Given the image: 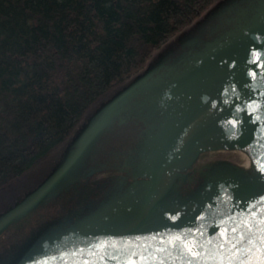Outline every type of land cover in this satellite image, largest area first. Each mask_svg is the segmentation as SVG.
<instances>
[{
	"label": "rangeland",
	"instance_id": "rangeland-1",
	"mask_svg": "<svg viewBox=\"0 0 264 264\" xmlns=\"http://www.w3.org/2000/svg\"><path fill=\"white\" fill-rule=\"evenodd\" d=\"M263 37L264 0H214L155 48L143 67L95 97L60 141L0 186V264L124 224L161 174L164 189L146 226L226 208L230 201L218 189L221 182L264 190V175L243 136L252 71L246 58ZM203 139L212 144L188 161L157 168L163 158ZM73 154L60 178L29 203Z\"/></svg>",
	"mask_w": 264,
	"mask_h": 264
},
{
	"label": "trees",
	"instance_id": "trees-1",
	"mask_svg": "<svg viewBox=\"0 0 264 264\" xmlns=\"http://www.w3.org/2000/svg\"><path fill=\"white\" fill-rule=\"evenodd\" d=\"M214 0H0V186Z\"/></svg>",
	"mask_w": 264,
	"mask_h": 264
},
{
	"label": "water",
	"instance_id": "water-1",
	"mask_svg": "<svg viewBox=\"0 0 264 264\" xmlns=\"http://www.w3.org/2000/svg\"><path fill=\"white\" fill-rule=\"evenodd\" d=\"M246 59L245 65L252 68L251 81L244 91L248 143L256 164L264 169V37ZM127 91L114 96L107 106ZM211 144L207 139L197 140L179 153L163 158L157 168L171 170ZM75 156L37 189L29 203L60 178ZM162 176L148 186L141 207L124 224L89 240L14 264H264V190L256 193L253 185L236 183L250 187L247 198L236 201L230 196L226 208L195 220L146 226L164 189L166 181Z\"/></svg>",
	"mask_w": 264,
	"mask_h": 264
},
{
	"label": "bare ground",
	"instance_id": "bare-ground-1",
	"mask_svg": "<svg viewBox=\"0 0 264 264\" xmlns=\"http://www.w3.org/2000/svg\"><path fill=\"white\" fill-rule=\"evenodd\" d=\"M252 85H253V82H252L251 86ZM253 101H254V99H253ZM253 101H251V105L250 106H251V108L254 109V107H253ZM248 106H249V104H248ZM256 130L257 129L255 127V131ZM252 132L254 133V129L253 128H252ZM243 136H245V137H247L249 139V133H248L247 130H246V132L244 131ZM259 172L264 175V169L263 168H260L259 169ZM258 178L255 180V182H260L261 181V179H258ZM262 183L264 184V181H262ZM218 189L222 193V195H224L226 197H230L231 196L236 201L245 199V198H247L250 195V187H248V186H240L238 184L237 185L236 184H226V183L221 182L218 185Z\"/></svg>",
	"mask_w": 264,
	"mask_h": 264
},
{
	"label": "flooded vegetation",
	"instance_id": "flooded-vegetation-1",
	"mask_svg": "<svg viewBox=\"0 0 264 264\" xmlns=\"http://www.w3.org/2000/svg\"><path fill=\"white\" fill-rule=\"evenodd\" d=\"M198 153V152H197ZM173 169H175V168H173Z\"/></svg>",
	"mask_w": 264,
	"mask_h": 264
}]
</instances>
